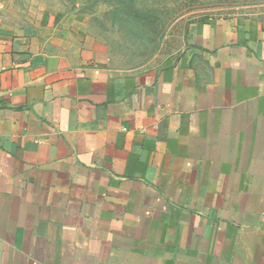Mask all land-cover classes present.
I'll return each mask as SVG.
<instances>
[{
	"label": "crops",
	"instance_id": "1",
	"mask_svg": "<svg viewBox=\"0 0 264 264\" xmlns=\"http://www.w3.org/2000/svg\"><path fill=\"white\" fill-rule=\"evenodd\" d=\"M130 73L0 23V264H264V14Z\"/></svg>",
	"mask_w": 264,
	"mask_h": 264
},
{
	"label": "rangeland",
	"instance_id": "2",
	"mask_svg": "<svg viewBox=\"0 0 264 264\" xmlns=\"http://www.w3.org/2000/svg\"><path fill=\"white\" fill-rule=\"evenodd\" d=\"M253 14H264V0H0L2 25L51 46L77 33L130 73L172 66L199 22Z\"/></svg>",
	"mask_w": 264,
	"mask_h": 264
}]
</instances>
